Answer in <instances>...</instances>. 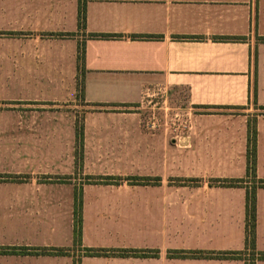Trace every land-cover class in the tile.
<instances>
[{"label": "crops", "instance_id": "obj_1", "mask_svg": "<svg viewBox=\"0 0 264 264\" xmlns=\"http://www.w3.org/2000/svg\"><path fill=\"white\" fill-rule=\"evenodd\" d=\"M263 39L264 0H0V62L10 67L0 71V99L17 106L0 174L21 179L0 182V264H245L249 183L209 180H247L249 118L255 178L264 180ZM180 93L191 146L169 160L166 133L144 130L139 110L147 98ZM169 172L202 181L169 188ZM76 174L109 182L79 184ZM136 174L160 180L137 190L125 180ZM85 248L118 252L87 256ZM140 249L154 254L128 252ZM190 251L242 255H181ZM252 252L264 264L256 259L264 186L255 190Z\"/></svg>", "mask_w": 264, "mask_h": 264}, {"label": "rangeland", "instance_id": "obj_2", "mask_svg": "<svg viewBox=\"0 0 264 264\" xmlns=\"http://www.w3.org/2000/svg\"><path fill=\"white\" fill-rule=\"evenodd\" d=\"M3 35V31H2ZM12 68H14V63L11 64ZM10 67H6V64L0 62V71L3 74V71L9 70ZM77 98V102H78ZM80 101V100H79ZM16 102H5L0 99V150L3 151V140H5V144L9 145L10 148H13L14 138L16 134L15 125L7 124L10 121V118H14L16 115L15 108L17 107ZM140 114L143 121L142 128L144 130H156L161 131L162 133H166L168 150H169V160H175L173 158L176 153L181 154L184 150H190L191 146V138L188 137L191 134V110L189 109V105L185 103V98L183 94H178L177 96L173 95H161L157 94L152 96V98L145 99L144 103L140 107ZM3 116L7 119L4 121L6 125H3ZM254 118H249L248 122L252 123ZM81 116H78L76 121V152L80 155L81 150V142L77 137V132L81 130ZM154 125V126H152ZM79 158V157H77ZM81 160V157H80ZM170 170V169H169ZM20 176L17 177L15 174L10 173H2L0 174V182H15L19 179ZM79 178L76 175L71 177L76 183H100L105 184L108 183V179L106 177L101 176H80V180H75ZM126 177L125 180H128V183L135 185L137 190L143 189L145 185L157 184L160 180L159 177L151 176L148 177L144 174H136L135 176ZM139 178H147L144 181L139 180ZM118 181L122 180V178H115ZM164 183L168 185L169 188L179 187L183 185H195L197 182L202 181V179H193L188 176H183L179 173L169 172L163 179ZM213 184L217 181L209 180ZM249 183V187L252 186L251 178H247L245 180ZM242 185V184H240ZM81 189V188H79ZM79 189L75 190V192H79ZM145 214L144 209L141 207H137V216L141 217ZM170 244H174V242L169 241ZM130 252V251H128ZM179 251H168L169 257H179V254H176ZM137 257H145L148 255H153L154 251L140 249L136 250V253L130 252ZM182 256H186L188 254H181ZM247 261H251L255 259V253L250 251L247 256Z\"/></svg>", "mask_w": 264, "mask_h": 264}, {"label": "trees", "instance_id": "obj_3", "mask_svg": "<svg viewBox=\"0 0 264 264\" xmlns=\"http://www.w3.org/2000/svg\"><path fill=\"white\" fill-rule=\"evenodd\" d=\"M82 1V0H81ZM79 20H83V10H79ZM225 39V38H218ZM240 39V38H235ZM264 40V39H263ZM77 137L80 142L82 141L81 130L77 132ZM255 154H256V130L254 126V121L252 123L248 122L247 128V151H246V178H251L252 186L246 188L245 194V249L253 251L254 250V226H255V190L257 187L264 186V180H257L255 178ZM130 180L132 179L129 178ZM147 178H139V180L144 181ZM217 182L226 183V186L235 187L242 184L245 179H232V180H215ZM247 182V181H246ZM224 185V184H223ZM73 242L75 245L80 243L81 236V198L80 192L75 193V204L73 210ZM85 255L87 256H100L107 254H114L118 250H104V249H90L85 248ZM57 253H62L61 250H57ZM130 252L136 253V250H130ZM178 253H183L179 251ZM176 252V254H178ZM189 256L193 257H217V258H240L242 252H225V253H203L201 251H190ZM257 260H264V252L258 253ZM255 259L245 262V264H254ZM73 264H79V261L76 260Z\"/></svg>", "mask_w": 264, "mask_h": 264}]
</instances>
